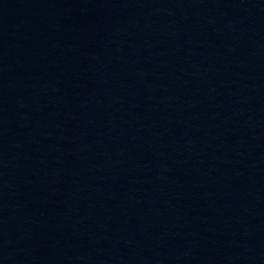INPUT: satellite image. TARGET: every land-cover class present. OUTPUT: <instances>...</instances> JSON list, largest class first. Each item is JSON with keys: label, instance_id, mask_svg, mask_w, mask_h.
Instances as JSON below:
<instances>
[{"label": "water", "instance_id": "obj_1", "mask_svg": "<svg viewBox=\"0 0 264 264\" xmlns=\"http://www.w3.org/2000/svg\"><path fill=\"white\" fill-rule=\"evenodd\" d=\"M0 264H264V0H0Z\"/></svg>", "mask_w": 264, "mask_h": 264}]
</instances>
